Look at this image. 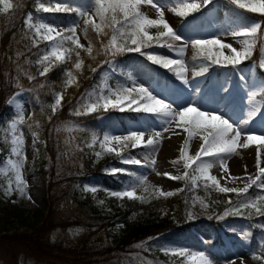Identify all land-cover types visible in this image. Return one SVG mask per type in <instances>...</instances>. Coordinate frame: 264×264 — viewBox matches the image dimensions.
Returning <instances> with one entry per match:
<instances>
[{
  "label": "snow or ice",
  "instance_id": "obj_1",
  "mask_svg": "<svg viewBox=\"0 0 264 264\" xmlns=\"http://www.w3.org/2000/svg\"><path fill=\"white\" fill-rule=\"evenodd\" d=\"M211 2L212 0H183L169 10L178 17L186 18ZM228 3L238 10L264 16V0H228ZM91 5L89 11H84L79 7L71 6L69 3L59 2V0H36L35 9L36 12L42 13H77L84 19L83 33L85 39L88 40L87 47L80 43V37L77 34L78 26L59 28L50 23L38 22L32 14H28L24 21L27 30L25 38L31 39L32 47H38L42 42L47 43V48L38 55V59L35 61L39 76L46 77L54 67L71 64V68L65 72V90L77 84V74L81 73L85 67L82 53H86L93 60L96 59L97 55H103L106 58L104 62L109 65L119 55L127 52L139 53L146 56L153 64L172 72L184 84H188L189 66L183 57L189 44L192 49V61L195 64V67L192 68V75L200 77L205 76L214 66L237 69L239 65L251 59L258 41H264V36L260 34L261 23L246 18L239 23L230 24L221 35L212 38L193 39L188 42L184 41L166 21L163 6L156 0H91ZM144 5H150L155 9V19L141 11ZM19 7H22V0H17L15 4L13 0H0V14H7ZM151 29H155V33H152ZM89 31L95 33L99 48L93 44L89 37ZM225 36H231L240 47H234L232 43H225L223 40ZM176 42H180L182 46L176 47ZM154 46L166 47L170 51H174L179 58L173 59L144 51V49ZM225 50H227V54H225ZM28 63H32V61H28ZM258 66L264 70V44L261 46ZM90 70L95 72L97 69L90 67ZM24 75L29 80L36 79L28 72H25ZM241 79L244 77L241 76ZM223 90L228 91L227 88ZM63 99V93L55 94L54 103L49 105L53 115L62 106ZM8 102L10 104L16 103L14 97ZM248 103V119L243 121L244 125L250 123L257 113L264 108V85L258 90L249 92ZM98 111H131L151 114L168 125L164 131H168L175 124L177 128L182 129L187 134V138L180 150L179 159L172 161V163L179 164L182 161L185 171L181 176H170V178L177 181L183 180L186 188L191 190L202 187L206 194L210 191L225 195L235 194V199L228 198L224 201L227 206L222 216L219 217L221 219L229 215L247 216L249 218L253 215L264 217V167L260 166L261 155L264 153V147H262L264 146V134L245 135L241 127L234 126L223 114L201 110L193 105L177 110L172 104L157 98L146 87L117 86L112 88L106 79L97 88L85 94L75 114L88 115ZM23 122L24 117L20 114L19 119L13 121L9 126L11 139L6 138L5 142L10 145V156L4 166L0 167V176L8 177L7 187L4 189L5 195H11L15 191L21 197L31 199L30 196H27V183L22 177V168L25 162L23 156L24 140L22 133L18 131V125ZM67 130L71 131V129ZM160 137V132H154L146 138L144 131H129L127 135L123 136L105 134L103 139L93 135L88 147L92 148L98 144L101 151L97 152L96 155L99 157L105 152L112 153L114 151L113 145L122 146L123 149L154 148ZM194 138H199L201 143L199 150L192 155L189 149L190 142ZM255 142H258L257 173L247 176L246 179L230 177L232 183L242 180L243 187L222 186L217 176L211 174V169L219 164L223 172L227 173L228 167L225 158L238 154L239 148L246 149ZM116 155L120 156L121 162L126 165L141 164V160L124 158L121 151H116ZM12 157L17 159L13 160ZM155 164L156 160L150 159L149 166ZM118 171L121 170L112 169L113 173ZM138 179L141 187L147 192L146 179ZM253 187L260 190V193L249 196V190ZM87 190L96 191L94 188ZM183 190L180 189L179 191ZM155 193L163 197L174 194L159 189H156ZM112 195L120 198L144 199L136 195L135 188L112 193ZM216 202L219 203V201ZM197 203L202 209L210 207L206 198L193 197V206ZM188 215L189 218H193L191 212ZM249 235L250 233H244V238ZM163 251L166 255L182 258L181 264H212L211 259L204 252H192L180 248H165ZM252 258L259 261L260 264H264V241L260 242L258 252L253 254Z\"/></svg>",
  "mask_w": 264,
  "mask_h": 264
},
{
  "label": "rangeland",
  "instance_id": "obj_2",
  "mask_svg": "<svg viewBox=\"0 0 264 264\" xmlns=\"http://www.w3.org/2000/svg\"><path fill=\"white\" fill-rule=\"evenodd\" d=\"M156 2L163 6L165 19L170 26L184 41L188 42L193 39L212 38L221 35L230 24L239 23L245 18L260 23L254 14L236 9L228 3V0L216 1L214 8L205 14L198 15L197 11L186 18L178 17L169 10L177 3L183 2V0H156ZM207 6H202L199 11ZM141 11L145 12L150 18H156L155 9L150 5L142 6ZM29 14H32L38 22L50 23L59 28H66V25L54 13H42L31 10ZM150 31L155 33L156 30L151 29ZM223 40L225 43H232L234 47H240L239 44L233 41L231 36H225ZM80 43L86 45V41L83 38H80ZM262 44H264V41L259 46L258 54H255L259 58ZM180 46H182L181 43L176 42V47ZM152 53L173 59L179 58L174 51H170L166 47L154 49ZM225 54H227V50H225ZM183 59L189 66V72L187 73L188 84H184L178 80L173 73L166 71V68L162 67L161 69L158 66L156 67L152 62L140 58H134L127 69L124 68L122 61L112 60L111 65L107 64L101 70V84L106 79L108 85L112 88L121 86L120 74L126 72L129 76L126 81L127 87H146L157 98L172 104L177 110H181L188 105L206 110V104L208 106V110L206 111L223 114L231 123L234 122V126L241 127L243 134H264V108L255 116L257 121H253L254 124L260 123L258 127L248 123L246 125L248 128H246L243 124V121L248 118L249 92L258 90L264 85V70L259 71L257 69L259 62L242 63L237 69L214 66L205 76L194 77L192 75V68L195 67V64L192 61L190 44ZM241 76L244 79H241ZM224 88H227L228 91L225 92L223 90ZM13 97L16 103H12L11 106L14 108L16 115L7 125L6 138L8 140L11 139L9 126L13 121L19 119V115L22 114L24 122L18 125V131L22 133L24 140L23 156L25 162L22 168V177L27 183V196H30L31 199L21 197L15 191L11 195H5L4 189L7 187L8 179L5 176H0V197H15L13 200L15 203L30 210L37 208L47 209L50 204H55L53 207V216L54 221L58 224H65L68 220L73 221L77 219L73 215L74 211L65 191L69 183L68 179L71 177L78 178L76 175L78 174V151L71 139V135L81 125L70 122L60 126V131L69 137H67L64 160L59 165V169L53 174V179L56 183L53 186L54 193L50 194L51 178L41 172V169H46L44 163L47 160L46 153L41 145L42 141L39 132L30 122L32 116L30 96L25 91H19ZM103 119L109 123V127L106 129L104 135L123 136L127 135L129 131H144L147 138L148 135L154 132L161 133V137L154 148L139 147L130 150L123 148L122 150H117L115 148H119L120 146L113 145V148L115 147L113 152L121 151L124 158L141 160L140 165H126L121 162L122 158L117 156L110 162L106 168L108 173L132 175L127 178L124 185L116 192L135 188L136 195L144 198L142 200L150 199L156 189L174 194L181 192L179 190L184 188V181L173 180L170 176H181L185 171L182 161L179 164L172 163V161L178 160L180 156V150L176 149L175 151L178 142L180 139H182V142L184 137L187 138V134L182 129L177 128L173 124L168 131H164L168 125L162 123L159 118L146 113L128 114L120 117L108 111L103 116ZM67 129H71V131ZM192 141L201 143L199 138H194ZM171 146H175L173 148L174 151L171 149ZM257 146L258 142H255L246 149L239 148L237 150L238 154L225 158L228 167L227 173H222V168L219 164H216L211 169V174L217 176L222 186L243 187L242 180H237L235 183H232L230 182V177L246 179L247 176L257 173ZM198 150L199 147L194 152H190V154L194 155ZM9 156L10 151L4 153L2 147H0V167L4 166ZM146 157L148 159H145ZM152 158L156 160V164L149 166V161ZM12 159L15 160L17 158L12 157ZM252 159L253 161L250 162V165L245 164L249 163ZM238 163L241 166V173H237L234 168L236 164L239 165ZM260 166L264 167V153L261 155ZM112 169H119L121 171L113 173ZM223 175L225 176L223 177ZM138 178L146 179L147 192L141 187ZM83 182L86 190L97 189L101 186L102 179L100 176L92 174L89 178L84 179ZM253 189L256 193H260V190L255 187ZM224 218H219V222H222ZM236 224L237 226L232 227V231L227 233L229 229L226 225H219L214 229L212 226L206 225V222H201L192 225L189 229L191 236L189 241H175L162 235L159 238L138 242L130 247V249L135 248L137 250L120 254L111 250L108 241L99 240L98 236H95L90 240V252L88 256L81 258L78 262L73 261V259H65L56 250L51 254L42 255L34 249L26 248L24 245H15L16 243L0 241V264H173L166 260L156 262L151 257H144L138 251L140 249L150 250L151 248L158 247L162 248V251L165 248H180L189 249L192 252H204L211 259L212 264H259L252 257L253 254L258 252L260 242L264 241V229L258 233L256 240V245L258 246L255 249L253 245H250L251 234L247 238H244V233L251 232L249 223L242 220ZM82 225H71L70 227L59 226L45 233L42 238L50 244L70 246L75 244L79 236L87 231L85 225ZM96 250H103L104 252L94 254Z\"/></svg>",
  "mask_w": 264,
  "mask_h": 264
},
{
  "label": "trees",
  "instance_id": "obj_3",
  "mask_svg": "<svg viewBox=\"0 0 264 264\" xmlns=\"http://www.w3.org/2000/svg\"><path fill=\"white\" fill-rule=\"evenodd\" d=\"M59 1L69 3L71 6L79 7L84 11H89L92 7L91 0ZM214 1L216 0H212L203 12L213 7ZM16 2L17 0H13L14 4ZM35 9L36 0H22V7L15 8L7 14H0V147L5 153L9 151V144L5 142L7 136L5 131L7 123L13 119L15 112L8 101L16 92L24 90L29 94L32 106L30 122L40 134L41 145L47 157L44 162L46 169H41V172L51 178L49 193L53 194V186L56 183L53 174L64 160L67 137H69L60 131V126L70 122L81 124L82 127L76 129L71 135L78 151V171L76 170L78 178H69L65 191L68 200L71 202L73 215L77 219L68 220L65 224H58L54 221L53 216L55 204H50L47 209L30 210L15 203L13 201L15 197H0V241L24 245L42 255L51 254L56 250L65 259H73V261L78 262L81 258L88 256L90 240L95 236H98L99 240L108 241L111 250L120 254L137 250L135 248L130 249V247L138 242L159 238L162 235L175 241H189L191 239L189 234L191 225L203 221L215 229L219 226L218 224L232 228L233 224L245 220L251 227L250 245L256 249L258 233L264 229L261 227L264 226V217L253 215L249 218L247 216L229 215L223 222L216 221L227 206L224 201L228 198L235 199V194L225 195L215 191L206 194L202 187L196 190L186 188L184 182L183 191L167 197L155 193L150 199L141 200L112 195L124 185L126 178L131 176L107 173L105 169L117 156L116 153L105 152L98 157L96 153L101 151L99 145L97 144L92 148L88 147L93 135L103 139L104 132L109 127V123L103 119L107 112L98 111L88 115L75 114L85 94L101 85L100 73L107 64L104 62L106 58L103 55H97L96 59L93 60L86 53H82L85 67L81 73L77 74V84L68 87L66 90L64 88L65 72L71 68V64L54 67L46 77L39 76L35 61L38 59V55L47 48V43L42 42L38 47H32L31 39L25 38L27 30L24 26L26 16ZM54 14L66 25V28L78 26L77 34L86 41L85 46L87 47L88 40L85 39L83 33L84 19L77 13ZM255 15L261 21L260 34L263 35L264 16ZM89 37L96 48H99L95 33L89 31ZM258 44L254 55L249 59L250 62L259 60L255 55L258 54ZM158 48L164 47L154 46L144 49V51L152 53V50ZM135 57L148 60L146 56L135 52L124 53L115 59L123 61L124 66L127 67ZM28 61H32V63H28ZM89 66L97 70L92 72ZM25 72L32 74L36 79L29 80L24 75ZM120 77L121 86L127 87L128 75L125 74ZM56 93H63L64 99L62 106L53 115L49 105L54 103ZM111 112L118 116L133 113L131 111ZM92 174L99 175L102 179L101 186L95 192L86 190L83 182ZM257 194L259 193H256L253 188L248 193L249 196ZM195 196L206 198L210 207L202 209L198 203L193 206L192 199ZM189 212L193 214V218H189ZM82 224L85 225L87 231L81 234L73 245L50 244L42 238L45 233L59 226L70 227L71 225ZM138 251L144 257H151L156 262L166 260L173 264H181L182 258L168 256L160 247ZM102 252L104 251L96 250L94 254ZM258 263L260 264L259 261Z\"/></svg>",
  "mask_w": 264,
  "mask_h": 264
},
{
  "label": "bare ground",
  "instance_id": "obj_4",
  "mask_svg": "<svg viewBox=\"0 0 264 264\" xmlns=\"http://www.w3.org/2000/svg\"><path fill=\"white\" fill-rule=\"evenodd\" d=\"M205 106H206L205 108H207L206 110H208V106H207L206 104H205ZM211 106H212V105H211ZM219 114H221V113H219ZM247 119H248V118H247ZM235 120H236V119H235ZM233 121H234V120H233ZM253 121H254V122L257 121V120H256V117H254V118L251 120L250 124L253 125V124H254ZM233 123H234V122H233ZM259 124H260V123H257V124H254V125L258 127ZM245 126H246V125H245ZM261 126H262V125H261ZM262 127H263V126H262ZM246 128H248V126H246ZM185 139H186V137L183 138V141H182V142H181L182 139H180V141L178 142V146L175 148V151H176V149L181 150V148H182V146H183V142L185 141ZM256 144H257V143H256ZM198 145L200 146V142H198V141H197V142H196V141H195V142H194V141H191V142H190V149H189V151H190L191 153L194 152L195 149H197V148L199 147ZM174 147H175V146H174ZM174 147L171 146V149H172L173 151H174V149H173ZM114 148H115V147H114ZM115 149H117V150H120V149H121V150H122V146H120L119 148L117 147V148H115ZM252 161H253V159L250 160L249 163H245V164L250 165V162H252ZM238 164H239V163H238ZM234 168L236 169L237 173H241V171H240V168H241L240 164H239V165L236 164V165L234 166ZM222 173H224V172H222ZM242 174H243V173H242ZM224 176H225V175H223V177H224Z\"/></svg>",
  "mask_w": 264,
  "mask_h": 264
}]
</instances>
